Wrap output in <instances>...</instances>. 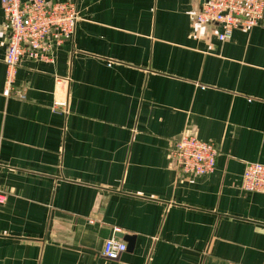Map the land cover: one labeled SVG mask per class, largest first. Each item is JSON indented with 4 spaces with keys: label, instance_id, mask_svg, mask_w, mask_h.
<instances>
[{
    "label": "crops",
    "instance_id": "crops-1",
    "mask_svg": "<svg viewBox=\"0 0 264 264\" xmlns=\"http://www.w3.org/2000/svg\"><path fill=\"white\" fill-rule=\"evenodd\" d=\"M59 1L73 38L23 57L8 96L0 3V264H264V192L241 188L264 165V17L220 42L202 0ZM184 135L215 145L211 174L170 160Z\"/></svg>",
    "mask_w": 264,
    "mask_h": 264
},
{
    "label": "built area",
    "instance_id": "built-area-1",
    "mask_svg": "<svg viewBox=\"0 0 264 264\" xmlns=\"http://www.w3.org/2000/svg\"><path fill=\"white\" fill-rule=\"evenodd\" d=\"M0 3L8 33L3 57L6 66L4 95L8 96L21 59L50 61L53 47L73 38L79 15L74 1L0 0ZM263 17L264 0H202L194 14L198 27L219 28L217 38L220 42L229 40L234 30L258 26ZM52 111L66 113V104L55 100ZM168 155L180 172L205 176L214 171L217 150L212 142L184 135L171 141ZM241 188L249 193L264 192L263 164L246 163ZM5 199L0 190V205ZM125 250L124 243L110 238L105 241L101 254L108 260H117Z\"/></svg>",
    "mask_w": 264,
    "mask_h": 264
},
{
    "label": "water",
    "instance_id": "water-1",
    "mask_svg": "<svg viewBox=\"0 0 264 264\" xmlns=\"http://www.w3.org/2000/svg\"><path fill=\"white\" fill-rule=\"evenodd\" d=\"M120 238H122L127 243L126 250H131L133 248L134 239H135L134 236L125 235V236H120Z\"/></svg>",
    "mask_w": 264,
    "mask_h": 264
}]
</instances>
